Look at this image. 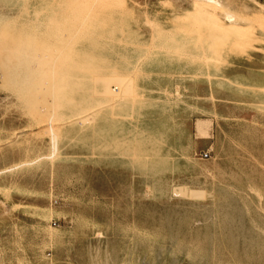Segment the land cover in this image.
Listing matches in <instances>:
<instances>
[{
    "label": "rangeland",
    "instance_id": "1",
    "mask_svg": "<svg viewBox=\"0 0 264 264\" xmlns=\"http://www.w3.org/2000/svg\"><path fill=\"white\" fill-rule=\"evenodd\" d=\"M210 1L0 0V43L70 46L53 158L0 81V264H264V0Z\"/></svg>",
    "mask_w": 264,
    "mask_h": 264
},
{
    "label": "bare ground",
    "instance_id": "2",
    "mask_svg": "<svg viewBox=\"0 0 264 264\" xmlns=\"http://www.w3.org/2000/svg\"><path fill=\"white\" fill-rule=\"evenodd\" d=\"M209 1V0H208ZM212 1V0H211ZM210 1V2H211ZM214 1V0H213ZM212 1V2H213ZM217 1V0H216ZM214 3H216V2H214ZM261 6V5H260ZM261 8H263L262 6H261ZM67 12V11H66ZM60 15V14H59ZM229 16V15H228ZM231 16V15H230ZM229 16V17H230ZM9 17V16H8ZM12 17V16H11ZM77 17V16H76ZM234 17V16H233ZM5 18V17H4ZM16 19V18H15ZM64 19V18H63ZM84 19V18H83ZM86 19H87V17H86ZM227 19V18H226ZM230 19V21H231V18H229ZM233 20V19H232ZM61 21V20H60ZM80 21H81V19H80ZM83 24L82 25H85V22H83V21H81ZM80 23V22H79ZM48 24V23H47ZM79 25V24H78ZM81 25V23H80V26H78L77 28L78 29H80V27L82 26ZM52 26V25H51ZM25 27V26H24ZM53 27H54V24H53ZM69 27V26H68ZM76 28V29H77ZM75 29V30H76ZM77 29V30H78ZM1 30V29H0ZM4 30V29H3ZM64 30V29H63ZM70 30V29H69ZM5 31V30H4ZM56 31V30H55ZM80 31V30H79ZM1 32V31H0ZM7 32V31H6ZM63 32H66V34H67V31H63ZM55 33V32H54ZM54 33H52V34H54ZM75 33H77V31L75 32ZM79 33V32H78ZM11 34V33H10ZM64 35H65V33H63ZM69 34V33H68ZM70 34H72V33H70ZM55 35V34H54ZM64 35H62L63 37H64ZM75 35V34H74ZM12 36V35H11ZM73 36V35H72ZM41 37V36H40ZM54 37V36H53ZM69 37V36H68ZM75 37H77V36H73V40H74V38ZM9 38V37H8ZM47 38H49V37H47ZM3 39V38H2ZM67 39V37L65 38V40ZM69 39H71V37H69ZM10 40V39H9ZM30 40V39H29ZM68 40V39H67ZM72 40V41H73ZM37 41H38V39H37ZM48 41V40H47ZM53 41H54V38H53ZM71 40H69V42H70ZM19 42H21V41H19ZM27 42V41H26ZM35 42V41H34ZM55 42V41H54ZM54 42H53V45H54ZM65 42V41H64ZM38 43H40V42H38ZM66 43V42H65ZM71 43H73V42H71ZM52 44V43H51ZM32 45V44H31ZM34 45V44H33ZM47 45V44H46ZM50 45V44H49ZM67 45H71V44H68L67 43ZM38 46V45H37ZM58 46V45H57ZM60 46V45H59ZM52 47V46H51ZM50 47V48H51ZM61 47H62V45H61ZM63 47H64V44H63ZM62 47V48H63ZM65 47H67V49H69L70 48V46H65ZM63 48L64 50H66V48ZM69 47V48H68ZM38 48V47H37ZM40 48V47H39ZM49 48V49H50ZM53 48V49H52ZM51 49L54 51L55 49H54V46L52 47ZM61 48V49H62ZM35 48H33V51H32V53L30 52V54H28L27 52H26V50L25 49H22L21 47H19V46H16V44H11V45H4L3 44V42L1 41V43H0V81L2 82V83H7L8 82V84L9 85H11V88L12 89H14V91H16V89H18V86H17V84L20 82V80L22 79L23 81H22V83L23 84H20V85H22L23 87H21V88H25L26 90H27V94H28V97H29V100L27 99V102L29 101V105L31 106V112H30V109H29V112L30 113H32V115L34 116L33 118L36 120V121H38L37 123H41V125H42V123L43 124H45L44 122H46V121H48L49 123H50V126L52 125H54L53 123H55V122H58V121H55V119H53V115H51V114H54V116H55V118H57L56 116H57V114L55 113V109L53 110L54 111V113L52 112V107L53 108H56L57 106H53V101H52V96L53 95H51L50 96V93L51 94H54V95H56V88L54 87V83L52 82V81H55V77H53V75H57L58 76V74H56L55 72V70L54 69H57L58 70V67H59V65H58V63H60L59 61H56V64L58 65V66H55L56 68H54V69H50L49 70V67H50V65L51 66H53V64H55V63H53L52 64V60L54 61V60H56L55 58H57V57H55V58H52L51 57V55H53V52H51L52 50H48L47 49V46H46V48L44 49V47L42 48V46H41V49L39 50V49H35ZM58 49V51H60V52H62V50L58 47L57 48ZM56 49V50H57ZM60 49V50H59ZM25 50V51H24ZM31 51V50H30ZM58 51H56L57 52V54H58ZM68 51V50H67ZM29 52V51H28ZM60 52H59V54H58V56H60ZM65 51H63V53H64ZM63 53H61V58H62V55H63ZM56 54V55H57ZM54 56V55H53ZM60 58V60H62ZM59 59V58H58ZM55 62V61H54ZM53 66V67H54ZM53 67H51V68H53ZM52 70H54V71H52ZM47 71H48V73H51V72H53L54 74H52L51 73V75H52V78H54V80H49V78H47L49 75H48V73H47ZM57 72H59V71H57ZM51 75L49 76L50 77V79H51ZM61 75V74H60ZM44 76V77H43ZM43 77V78H42ZM95 77V76H94ZM40 79L41 78V84H40V81H39V83L37 84L36 83V80L37 79ZM100 78H102V77H97L96 78V80L98 79V81H101V80H104L103 78H105V77H103L101 80H99ZM112 78V77H111ZM32 79V80H31ZM48 79V80H47ZM109 80H110V77L108 78ZM33 81V82H31V81ZM95 80V81H96ZM109 80H105V81H101L100 83H99V89H98V91L100 92V93H103L104 95L106 94V95H111V94H113V88H112V85L110 84V82L109 83H107L106 81H109ZM111 81H113V80H111ZM21 83V82H20ZM30 83H32V84H30ZM96 83V82H95ZM57 83H56V81H55V85H56ZM1 86V85H0ZM5 86V85H4ZM4 86H2V87H4ZM2 87H0V88H2ZM20 87V86H19ZM55 88V89H54ZM4 89V88H3ZM12 89H10L11 91L10 92H12L13 90ZM25 89H24V91H25ZM96 89V88H95ZM55 90V93H52L53 91ZM7 91V90H6ZM23 91V92H24ZM22 92V93H23ZM13 93V92H12ZM16 93H19V90H18V92H16ZM99 94V93H98ZM97 94V92H96V95H98ZM102 94V95H103ZM14 95V94H13ZM94 95H95V92H94ZM99 95H101V94H99ZM17 96H19V95H17ZM21 96V95H20ZM50 96V97H49ZM22 97V96H21ZM23 97L25 98V96H24V94H23ZM72 97V96H71ZM18 98V97H17ZM19 99V98H18ZM26 99V98H25ZM55 99H56V96H55ZM20 100H21V98H20ZM24 101V100H23ZM26 102V100L23 102V103H25ZM54 103H55V101H54ZM67 103V102H66ZM25 104H27V103H25ZM29 105H25L26 106V109H27V107L29 106ZM68 105V104H67ZM110 107V106H109ZM22 108V107H21ZM28 108H30V107H28ZM26 109H24V110H26ZM51 109V110H50ZM24 112V111H23ZM49 112L51 113L50 115H49ZM56 114V115H55ZM31 115V116H32ZM52 119H53V121H52ZM88 119V118H87ZM89 120V119H88ZM34 121V120H33ZM55 121V122H54ZM47 122V124H49ZM51 122H52V124H51ZM71 123V122H70ZM43 126V125H42ZM52 126L50 127L51 128V130L50 129H47V128H49V125H48V127H46V129L47 130H50V132L49 131H44V136H45V134L46 133H50L52 136H51V141H52V143H53V152L51 153V155H50V157H52L53 158V156L56 154V149H57V145H58V142H57V136H56V132H58L59 130H57L56 132L54 131L55 129H56V127H55V129H53L52 128ZM60 127V126H59ZM58 127V128H59ZM39 128V127H38ZM45 128V127H44ZM44 128H41V130L42 129H44ZM46 129H44V130H46ZM30 130V129H29ZM39 130V129H38ZM43 131V130H42ZM34 132V131H33ZM20 133V132H19ZM7 134V133H6ZM13 134V133H12ZM31 134H33V133H31ZM15 135V134H14ZM13 135V136H14ZM21 135V134H20ZM40 135H41V133H40ZM42 136V135H41ZM15 141V140H14ZM52 143H51V145H52ZM49 157V156H48ZM51 158V159H52ZM41 159V158H40ZM38 159H35V162L37 161ZM30 164V163H29ZM175 193L176 194H182V188L181 187H176V190H175ZM148 196V195H147Z\"/></svg>",
    "mask_w": 264,
    "mask_h": 264
},
{
    "label": "built area",
    "instance_id": "3",
    "mask_svg": "<svg viewBox=\"0 0 264 264\" xmlns=\"http://www.w3.org/2000/svg\"><path fill=\"white\" fill-rule=\"evenodd\" d=\"M205 156L207 157V156H208V154H205Z\"/></svg>",
    "mask_w": 264,
    "mask_h": 264
}]
</instances>
